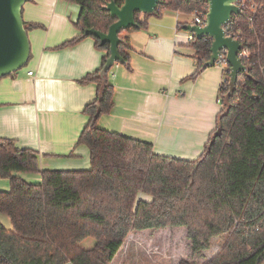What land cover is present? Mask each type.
Instances as JSON below:
<instances>
[{
	"label": "trees",
	"instance_id": "1",
	"mask_svg": "<svg viewBox=\"0 0 264 264\" xmlns=\"http://www.w3.org/2000/svg\"><path fill=\"white\" fill-rule=\"evenodd\" d=\"M62 1L79 7L75 27L80 33L59 48L92 38L105 54L101 67L79 81L97 85V99L83 111L89 122L77 142L89 148L91 167L41 170L37 152L0 137V178L10 182L9 191H0V215L11 222L8 229L0 220V264H112L131 233L167 228L176 249L179 234L184 237L187 251L178 264H263L264 0H254L256 11L242 8L230 22L231 36L244 46L240 58L247 72L239 74L227 100L230 66L224 64L217 129L196 160L159 155L150 143L99 127V119L115 107L111 71L101 77L110 45L84 32L107 33L117 20L105 6L114 1L122 7L125 0ZM207 9L202 0H162L156 17L207 14ZM150 17L136 15L140 28H147ZM25 26L28 33L43 28ZM133 30L120 33L119 45L130 72L133 47L125 33ZM212 43L203 38L189 44L198 65L191 79L210 61ZM219 129L221 135L214 138ZM15 174H38L42 180L28 183ZM87 239L95 240L92 249L82 248Z\"/></svg>",
	"mask_w": 264,
	"mask_h": 264
},
{
	"label": "crops",
	"instance_id": "2",
	"mask_svg": "<svg viewBox=\"0 0 264 264\" xmlns=\"http://www.w3.org/2000/svg\"><path fill=\"white\" fill-rule=\"evenodd\" d=\"M79 13L77 5L62 0H29L23 8L24 22L43 28L29 31L27 66L0 79V137L37 152L41 170L91 167L89 148L77 142L89 122L83 111L97 99V85L79 81L101 67L105 54L92 38L59 48L79 35ZM181 16L165 12L147 19V28L125 33L133 47L132 71L120 64L112 68L115 107L98 124L152 144L159 155L196 160L217 129L225 65L202 70L191 79L198 70L195 51L189 47L188 32L185 35L179 26L194 20L183 23ZM15 176L28 183L42 180L38 174ZM9 190V180L0 178V191ZM0 220L11 228L6 216L0 215ZM172 233L170 228L157 234L131 233L112 264H170L176 250Z\"/></svg>",
	"mask_w": 264,
	"mask_h": 264
},
{
	"label": "water",
	"instance_id": "3",
	"mask_svg": "<svg viewBox=\"0 0 264 264\" xmlns=\"http://www.w3.org/2000/svg\"><path fill=\"white\" fill-rule=\"evenodd\" d=\"M29 0H0V79L21 71L28 64L31 57V43L29 33L23 19V8ZM239 0H208L209 10L205 25L199 27L194 24L183 26L184 30L195 34L197 40L212 39L211 58L203 65V70L220 63V57L225 55V62L230 66L229 93L227 100L234 94L241 73L247 72L240 54L244 50L243 44L234 37L228 36L225 27L233 17L242 14ZM162 0H125L122 7L110 1L105 6L110 15L117 21L110 26L107 33L95 29L85 30L84 35L92 36L101 45H110L108 58L101 77L107 74L116 64L124 65L125 60L120 54V33L130 29L139 30L136 15L156 16ZM219 129L214 138L220 136Z\"/></svg>",
	"mask_w": 264,
	"mask_h": 264
},
{
	"label": "built area",
	"instance_id": "4",
	"mask_svg": "<svg viewBox=\"0 0 264 264\" xmlns=\"http://www.w3.org/2000/svg\"><path fill=\"white\" fill-rule=\"evenodd\" d=\"M202 1H206L208 3V0H202ZM238 5L241 7V10H242V8H247L250 11L254 12L257 9V4L255 3L254 0H239ZM208 10H209V4H208L207 11ZM193 15H194V22H193V24L194 25H197L199 27H203L205 25V19H206V15L207 14H199L198 12H195ZM231 29H232V27L230 26V23H229L225 27V30H226L228 36H231L232 35L231 34ZM231 37H233V36H231ZM195 39H196L195 34L188 32V35H187V41H188V43L189 44L192 43ZM243 55H244V53L242 52L240 54V57H242ZM221 63L222 64H225L226 63L225 62V55H222L220 57V63L219 64H221ZM29 75H33V72H30Z\"/></svg>",
	"mask_w": 264,
	"mask_h": 264
},
{
	"label": "rangeland",
	"instance_id": "5",
	"mask_svg": "<svg viewBox=\"0 0 264 264\" xmlns=\"http://www.w3.org/2000/svg\"><path fill=\"white\" fill-rule=\"evenodd\" d=\"M168 12H166L167 14ZM181 22H192L194 20V15H185V14H182V16L179 18ZM185 35L187 34L186 31L183 32ZM158 232V230L156 231ZM160 237V236H159ZM184 240V237L182 234H179L178 238L176 239V244L178 245L179 248H177L175 250V258H173V260H171L170 264H173L174 261L178 260V258H181L183 256L186 255V251L187 249L185 248V242L183 241ZM95 240L94 239H87L86 241H84L81 246L82 248L84 249H92L94 246H95ZM172 259V257H171Z\"/></svg>",
	"mask_w": 264,
	"mask_h": 264
}]
</instances>
